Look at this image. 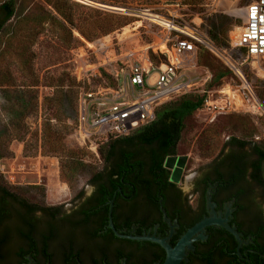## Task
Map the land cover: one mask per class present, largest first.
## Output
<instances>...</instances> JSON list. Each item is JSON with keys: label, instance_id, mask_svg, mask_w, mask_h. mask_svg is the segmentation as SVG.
Listing matches in <instances>:
<instances>
[{"label": "flooded vegetation", "instance_id": "1", "mask_svg": "<svg viewBox=\"0 0 264 264\" xmlns=\"http://www.w3.org/2000/svg\"><path fill=\"white\" fill-rule=\"evenodd\" d=\"M246 150L230 144L188 176L189 156L178 149L164 163L170 177L147 184L116 189L113 179L89 178L68 201L31 200L38 207L28 205L34 210L24 223L17 215L20 209L28 210L24 197L5 194L0 182V237H5L0 264H164L168 253L161 244L126 236L171 237L176 246L190 228L211 215L210 196L219 214L226 216L230 210L229 223L244 242L240 245L222 226H209L201 232L205 238L196 235L181 264H264V187L257 182L250 192L240 169V178L222 180L233 169L232 156L245 155ZM169 158L183 163L176 180L167 167ZM24 228L32 230L35 242L26 240Z\"/></svg>", "mask_w": 264, "mask_h": 264}, {"label": "rangeland", "instance_id": "2", "mask_svg": "<svg viewBox=\"0 0 264 264\" xmlns=\"http://www.w3.org/2000/svg\"><path fill=\"white\" fill-rule=\"evenodd\" d=\"M74 1L89 8L129 16L133 21L128 25H132L137 33L140 32L145 45L156 42V35L164 29L159 23L151 20L152 17L148 14L169 15V12L163 9V4L155 0ZM111 5L122 7L123 10H115L111 8ZM33 6L52 9L47 0H18V12L29 10ZM245 6L246 3L239 0H203L200 4H192L190 8L193 15H190L189 19L194 18L198 23L201 22L200 30L208 35L211 47L205 46V48L216 58L221 67L231 71V74L223 78L221 82L212 84L215 71L201 65L198 61L199 66L191 72L196 77L197 93H199L198 90L206 89L210 91L206 94L208 97L221 100V98H228L227 90H232L230 86L237 85L239 87L236 91L243 88L246 100L245 105H241L240 108L225 111L213 110L208 105H204L186 120L178 149L179 153L189 156L188 176L212 158L203 156L199 149V142L206 135L215 136L220 146L232 136L254 139L264 145V59L249 57L244 48L235 46L233 43V37L239 32V27L242 26L245 18ZM196 13L200 14L202 21L196 18ZM239 19L241 24H234ZM214 25L230 27L229 40L223 46L219 45L211 35ZM73 34L77 41L68 46L54 30L48 28L33 47L36 54L34 68L40 80L39 85L35 87L38 96L37 107L30 106L32 105L30 99L24 101V105H21L17 98L9 102L7 87L0 85V181L7 182L25 198L48 204L68 201L90 178L91 172L103 165L100 151L97 155L81 145L76 132L78 125L66 138L71 148H86L90 151V154L84 158V164H78L79 166L75 164L78 169L74 171L62 169L60 158L44 156L41 148L36 147L45 119L42 103L45 96L52 94L54 89L51 82L62 72L74 71V59L77 53L86 45V41H90L78 28H73ZM124 47L126 48L127 44ZM121 53L122 49L118 48L117 54ZM232 64L240 68L247 81L232 69ZM10 68L16 82V86L10 89L24 87L29 80L18 67V61L11 62ZM20 109L27 114L24 122L29 131L25 138L11 140L8 136L9 129L15 132L13 119L15 118L16 123ZM68 114L70 121L75 123L77 116L72 107H68ZM39 143L41 144V140Z\"/></svg>", "mask_w": 264, "mask_h": 264}, {"label": "trees", "instance_id": "3", "mask_svg": "<svg viewBox=\"0 0 264 264\" xmlns=\"http://www.w3.org/2000/svg\"><path fill=\"white\" fill-rule=\"evenodd\" d=\"M202 1L186 0L193 5L200 4ZM240 1L246 3V0ZM47 2L52 9L33 6L29 10L18 12V0H0V85L7 87L9 102L17 98V101L24 105V101L30 99L32 104L30 106L37 107L38 96L35 87L39 85L40 80L34 68L36 54L33 47L48 28L54 30L60 39L70 46L77 41L73 28H78L84 37L93 40L99 34L111 33L133 21L127 15L89 8L74 0H47ZM234 24H241V19L236 20ZM229 29V26L223 28L214 25L211 35L219 45L223 46L229 40ZM150 55L153 60H158L154 52ZM10 59L12 61H9ZM15 60L18 61V67L27 76L29 82H26L24 87L12 90L10 88H14L16 82L10 67L11 62ZM199 63L215 71L212 84L221 82L223 78L231 74L229 69L219 65L216 58L204 46H200L199 49ZM51 86L54 88L52 94L45 96L42 103L45 119L36 147L41 148L44 156L60 158L62 169L74 171L78 169L75 164H84V158L90 154L86 148H71L66 142L68 135L78 125L79 84L70 72H62L54 78ZM205 97L196 92L182 95L176 100L161 105L157 110V118L153 122L127 136L109 139L99 150L104 167L95 168L90 178L113 179L117 181L116 189L131 184L138 185L143 181L147 184L151 180L168 179L170 171L164 167L165 160L168 155L178 152L186 120L204 107ZM68 107H72L76 112L75 123L70 121ZM17 116L16 123L15 118L13 119L15 132L10 129L9 134L7 132L11 140L25 138L29 131L24 122L27 114L20 109ZM230 144H238L247 150L244 152L245 155L232 156L233 169L222 180L230 181L240 178L237 172V169H240L244 186L250 192L257 182L264 187V145L262 143L254 139L232 136L220 146L215 136L206 135L199 142V149L203 156L209 158L214 157ZM0 182L6 190L5 194L13 193L24 197L17 191L12 192L14 188L7 182ZM24 203L27 205V212L24 213L21 209L17 212L18 222L21 223L28 222L27 217L34 210L28 205L38 207L37 203L25 197ZM2 210L5 211V209ZM24 229L26 231H22V234L27 237L26 240L35 242L32 230ZM4 239L5 237H0V242Z\"/></svg>", "mask_w": 264, "mask_h": 264}, {"label": "built area", "instance_id": "4", "mask_svg": "<svg viewBox=\"0 0 264 264\" xmlns=\"http://www.w3.org/2000/svg\"><path fill=\"white\" fill-rule=\"evenodd\" d=\"M155 1L169 12L156 14L172 24H160L164 29L156 35V42L145 45L140 32L127 24L86 41L74 59L71 73L79 84L76 132L81 145L97 155L109 139L127 136L153 122L161 105L187 93H197L196 77L191 72L199 66L200 46L211 47L208 35L200 30L201 22L189 19L192 4L186 0ZM245 7V18L233 43L245 48L249 57L264 59V0H246ZM195 16L202 21L199 13ZM118 48L122 49L120 55ZM151 52L157 61L151 58ZM232 69L245 80L238 66L232 64ZM236 87L239 86L231 88ZM198 91L206 96L204 105L213 110L245 105L243 88L234 89L233 94L221 100L208 97L209 90Z\"/></svg>", "mask_w": 264, "mask_h": 264}, {"label": "water", "instance_id": "5", "mask_svg": "<svg viewBox=\"0 0 264 264\" xmlns=\"http://www.w3.org/2000/svg\"><path fill=\"white\" fill-rule=\"evenodd\" d=\"M117 6H112L111 8H114L115 10L122 11L116 8ZM245 78V76H244ZM246 80V78H245ZM247 81V80H246ZM186 158V157H182ZM172 158H169L167 161V167L171 168L173 172V180L177 179V176L179 175V172L182 168V161L181 159L177 162L174 161V163H171ZM211 193V192H210ZM209 205L211 207V215L208 217H205L203 220L198 222L196 225H194L192 228H190L178 241L176 246H172L170 243V238H159L156 236H150V235H143V236H133L128 235L126 237L128 238H135V239H147V240H153L161 244L166 250H167V259L164 264H181L182 261L186 258L187 248L192 249L193 248V242L195 241L196 235L200 234V237L205 238V235L201 232L206 229L209 226L218 225L226 228L227 230L231 231L240 241V245L244 242V240L241 237V234L237 231L235 226H232L229 223V214L230 210H227L226 216H224L222 213H218L215 209L216 203L212 201V197H209ZM112 220V217H111ZM111 226L114 227L113 222H111ZM174 230L172 231V233Z\"/></svg>", "mask_w": 264, "mask_h": 264}, {"label": "bare ground", "instance_id": "6", "mask_svg": "<svg viewBox=\"0 0 264 264\" xmlns=\"http://www.w3.org/2000/svg\"><path fill=\"white\" fill-rule=\"evenodd\" d=\"M117 9H119V10H122L121 8L122 7H116ZM149 16H151L152 18H151V20H153V21H155V22H157V23H159V24H161V25H163V26H165V27H169L170 25H172L171 23H170V21L168 20V19H166L165 17H163L162 15H159V16H157V15H153V14H148ZM241 27H239V29H240ZM240 31V30H239ZM162 48L163 49H165L166 50V46H165V44H162ZM231 88V87H230ZM237 88V87H236ZM236 88H232V90L234 91V89L236 90ZM232 90L231 89H229V90H227V92L228 93H230V94H232ZM239 90V89H238Z\"/></svg>", "mask_w": 264, "mask_h": 264}]
</instances>
